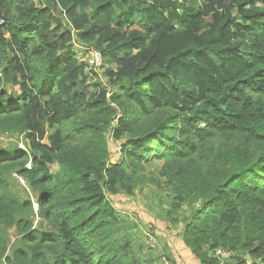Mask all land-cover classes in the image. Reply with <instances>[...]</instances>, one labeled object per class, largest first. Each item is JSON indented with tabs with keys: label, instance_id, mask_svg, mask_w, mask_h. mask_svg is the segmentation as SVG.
I'll use <instances>...</instances> for the list:
<instances>
[{
	"label": "trees",
	"instance_id": "1",
	"mask_svg": "<svg viewBox=\"0 0 264 264\" xmlns=\"http://www.w3.org/2000/svg\"><path fill=\"white\" fill-rule=\"evenodd\" d=\"M1 21L0 264H151L114 204L149 187L198 264H264V0H0Z\"/></svg>",
	"mask_w": 264,
	"mask_h": 264
},
{
	"label": "rangeland",
	"instance_id": "2",
	"mask_svg": "<svg viewBox=\"0 0 264 264\" xmlns=\"http://www.w3.org/2000/svg\"><path fill=\"white\" fill-rule=\"evenodd\" d=\"M72 49L80 58L81 49H76L75 47ZM88 70L89 86L93 90L99 86L106 87L108 85L104 67L94 69L89 67ZM2 142L4 146L17 144L19 147H24L20 139L16 137L5 135L2 137ZM109 148L112 153V162L120 159V143L110 140ZM12 178L15 183V192L24 198L29 197L34 203V195L29 191L25 182H21L16 175H13ZM151 189L154 188L144 189L143 195H137L132 199L123 197L114 201L121 217L126 220L127 229L121 235H125V239L132 241L135 246V252L137 251L138 256L143 261H152L151 264H170L169 259H166L168 257L166 251H168L172 259L179 262V264H193V262L189 261L190 257L186 255L187 250L183 248L184 245L178 233L179 229L173 228L165 218L164 212L168 209V206L162 205L159 200L160 195L152 194L150 192ZM138 191L139 189L136 191L137 194H139ZM35 208H37V205H35ZM149 232L153 234V241L156 242L155 246L149 243V238H147ZM11 239L12 241L15 239L14 231L11 232Z\"/></svg>",
	"mask_w": 264,
	"mask_h": 264
},
{
	"label": "built area",
	"instance_id": "3",
	"mask_svg": "<svg viewBox=\"0 0 264 264\" xmlns=\"http://www.w3.org/2000/svg\"><path fill=\"white\" fill-rule=\"evenodd\" d=\"M0 24H3L1 21ZM76 49H80V47H77ZM87 57L85 58V61L87 63L88 68H101L103 66V55L99 51H95L92 49H88ZM21 182L24 183L22 179H20ZM147 238H149V243L153 246L156 245V242L153 241V234L149 232L147 235ZM221 253V252H220Z\"/></svg>",
	"mask_w": 264,
	"mask_h": 264
},
{
	"label": "crops",
	"instance_id": "4",
	"mask_svg": "<svg viewBox=\"0 0 264 264\" xmlns=\"http://www.w3.org/2000/svg\"><path fill=\"white\" fill-rule=\"evenodd\" d=\"M178 232H179V231H178ZM183 248H184V247H183ZM184 249H185V248H184ZM186 250H187V249H186ZM186 252H187L186 255L190 257V258H189V261H190V262H193V264H198L197 261L191 256L190 252H189L188 250H187ZM177 264H179V262H177Z\"/></svg>",
	"mask_w": 264,
	"mask_h": 264
}]
</instances>
